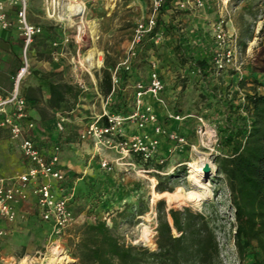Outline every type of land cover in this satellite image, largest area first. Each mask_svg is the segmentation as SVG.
<instances>
[{
    "label": "rangeland",
    "instance_id": "1",
    "mask_svg": "<svg viewBox=\"0 0 264 264\" xmlns=\"http://www.w3.org/2000/svg\"><path fill=\"white\" fill-rule=\"evenodd\" d=\"M63 1L66 4L68 0ZM82 1L85 5V24L80 21L81 18L78 16H73L72 20L66 18L59 24L64 34L69 37L68 46L73 54H75L77 46H80L79 56L75 57L77 72L80 69L78 62H82L90 48L100 52L99 57L102 63L98 67L95 66V69L90 70V73L81 69L84 82L89 88L88 80L90 79L88 76L90 74L96 77V74H100L105 62L111 66L125 56L135 24L138 21H144L151 12V0ZM205 1L204 8L189 10L175 9L169 2L167 7L159 10L157 15L164 27L170 26L171 33L167 34L168 39L155 47L147 34L143 41L145 53L139 52L131 59L132 76L145 78L148 73L147 58L150 51L154 50L159 59L161 76L167 84V89L162 93L163 97L174 110L185 115L189 114L181 121L163 120V123L184 135L186 145L177 148L161 165L145 163L136 158L134 154L122 155L113 150H104L102 157L110 162L112 168L103 170L96 162L89 171V177L83 179L81 185L76 186V198L71 201V208L77 215V220L63 236L61 243L68 257L61 264H70L75 261L71 257L72 248L69 243L82 222L95 219L105 220L108 225L114 222L113 232L120 241L132 244L142 243L150 249H154L155 207L160 199L164 200L167 207L188 206L193 210L203 211L219 242V257L214 264H252V255L245 259L239 258L233 244L232 216L225 204V189L219 181L213 162L218 153L216 128L220 108H217L218 104L215 99L206 97L205 88H215L221 97L229 96L231 91L238 90L237 97L242 98L244 90L238 87L239 80H247L245 89H249L254 79L264 81V36L259 35L262 23L259 17L262 0H236L226 17L225 27L236 35L240 48L237 60L240 64L239 72L236 73L234 69L227 67L215 74L214 77L201 79L194 71L187 69L184 72V68L181 67L180 62L173 54L175 41L172 37H174V33L181 34L184 40L190 32H195L199 36L202 33L204 36H211L209 21L203 25H200L199 22H202L203 12L207 8L211 7L214 10H218V8L212 0ZM31 2L36 4L38 0H31ZM63 11H65L64 7ZM44 16L47 18L46 15ZM92 23L98 24L95 35L90 32ZM179 28H182L181 32ZM162 29L164 30V28ZM204 36L201 38L205 39ZM28 58L30 60L29 51ZM21 61L22 53L19 66ZM63 62L67 67H73L72 63H67L66 57H63ZM16 70L11 73L10 77ZM181 74L184 76L181 77ZM132 83V79H128L121 88L116 90L120 93V105L125 114L133 105ZM90 90H87L88 94L81 102L83 106L78 107L76 113L78 116L86 115L85 112L88 110L97 112L100 102L94 99L93 90ZM260 90L264 89L260 88ZM173 95H176L174 102L171 99ZM91 103L94 104V109L87 107ZM196 115H201L204 121V129L200 133L196 132L198 125ZM85 120L88 119L86 117L82 119L83 122ZM11 143L5 142L4 145L0 143V155L6 154L5 159L0 157V174L2 175L11 176L22 171L18 146ZM167 145V140L163 139L161 141L163 152ZM94 159L96 160V158ZM200 159H205L210 166L200 172L197 181H194L189 176L188 163ZM65 172V186H73L72 180L79 174L72 170H65ZM158 176L161 177V184L169 190L159 192L155 189ZM177 188L182 193L200 189L209 190L210 194L194 204L182 196L179 199H171L166 192H174ZM139 209H142V214H137ZM28 210L32 212L31 205ZM119 211L125 212L126 216L119 217L117 215ZM2 224L4 229L1 239L3 261L6 264L15 261L17 264L25 257L28 264H36L34 261L37 252H44L48 246L49 234L43 222L38 218L27 216L13 224L7 222Z\"/></svg>",
    "mask_w": 264,
    "mask_h": 264
},
{
    "label": "built area",
    "instance_id": "2",
    "mask_svg": "<svg viewBox=\"0 0 264 264\" xmlns=\"http://www.w3.org/2000/svg\"><path fill=\"white\" fill-rule=\"evenodd\" d=\"M212 1L216 3L218 16L209 21L211 36L206 41L200 36H194L190 39V43L207 47L211 53L215 74L227 67L238 73L240 64L237 60L240 48L237 37L225 27L230 7L236 0ZM170 2L173 8L179 10L201 9L206 5L205 0H170ZM161 4L162 0H151V12L144 21L135 24L125 56L109 68L111 92L107 96H99L103 101L101 112L94 115L78 134L81 140H91L96 153L113 150L122 155L134 154L146 163L161 165L171 153L187 143L184 135L163 123V120L181 121L189 114L185 115L174 110L163 97L162 93L167 89V84L161 76L159 59L154 50L150 51L147 58V76L137 77L132 83L131 111L122 114L110 111L107 107L112 99V93L119 88V73L130 71L131 59L139 52L145 53L143 44L145 36L149 34L150 41L155 47L168 39L163 29L157 26V15ZM63 7H65L63 0H45L43 14L59 24L67 18L59 19L57 16L59 10L63 12ZM8 29H15L21 38L22 61L11 77L10 87L0 89V127L6 129L9 138L17 144L26 162V169L11 176L0 175V221L11 223L23 219L25 213L18 212L17 206L32 195L35 199L36 213L48 224L49 234L46 250L37 252L34 263L48 264L53 249L62 250L66 254L61 242L66 230L76 222V215L71 208L75 188L65 186L66 172L60 166L59 145L55 144L49 155L39 147L33 135L36 122L29 117L26 100L22 95L23 81L31 72L28 51L34 38L42 31L40 24L32 23L28 18L27 0H0V30ZM68 41L69 37L66 36L64 42ZM52 45L56 47L58 43L53 42ZM79 51L80 46H77L75 54L69 58L75 67V57L79 56ZM78 65L80 70L83 69L88 73L95 69V66L88 69L82 62H78ZM183 68L186 72L187 66ZM182 76L184 75L181 74ZM77 85L81 91L89 89L82 80H79ZM95 92L98 94V90L95 89ZM171 99L174 102L176 95ZM195 118L198 121L196 132L200 133L204 129V121L201 115H196ZM56 128L58 131L64 129V117H58ZM163 139L168 143L164 152L161 147ZM99 167L110 170L112 165L105 157H100ZM3 235L4 229L0 227V238ZM66 256L68 257L67 254ZM64 260L65 258L61 263ZM28 263L24 257L17 264ZM0 264H6L1 255ZM10 264H15V261Z\"/></svg>",
    "mask_w": 264,
    "mask_h": 264
},
{
    "label": "trees",
    "instance_id": "3",
    "mask_svg": "<svg viewBox=\"0 0 264 264\" xmlns=\"http://www.w3.org/2000/svg\"><path fill=\"white\" fill-rule=\"evenodd\" d=\"M170 0H162L160 11ZM261 27L259 35L264 36V0L259 14ZM157 26L171 33L169 25L157 18ZM180 31V28H179ZM181 32V31H180ZM175 41L173 54L181 67L196 72L201 79L214 77L211 53L206 46L190 43L199 36L190 32L183 40L181 34H173ZM113 66V65H111ZM105 62L98 79V91L107 96L111 92L110 70ZM137 77L132 71L119 73V87L125 81ZM249 89L246 79L238 82L243 89L242 98L238 90L229 96L221 97L215 88H205L206 97L217 101L218 125L216 128V147L218 153L213 162L215 172L224 187L225 204L232 216V240L239 258L252 255V264H264V81L252 80ZM48 107H59L68 99L76 101L80 93L78 86L62 80L50 81ZM119 89V88H118ZM31 91V93H30ZM25 99L31 101L42 118L44 108L34 101V89L22 91ZM120 93L114 91L108 102L110 111L125 114L121 109ZM126 111L127 113L130 112ZM140 160L138 156H136ZM146 163V162H145ZM155 185L159 192L169 190L161 183ZM74 198L76 194L74 193ZM155 248L150 249L142 243L132 244L120 241L113 232V225L105 220L95 219L82 222L69 245L72 248L70 264H214L219 257V242L203 211L188 206L167 207L163 199L156 203ZM137 214H142V209ZM125 217V212H117ZM114 221V220H113Z\"/></svg>",
    "mask_w": 264,
    "mask_h": 264
},
{
    "label": "crops",
    "instance_id": "4",
    "mask_svg": "<svg viewBox=\"0 0 264 264\" xmlns=\"http://www.w3.org/2000/svg\"><path fill=\"white\" fill-rule=\"evenodd\" d=\"M28 18L32 23L40 24L42 31L39 35L34 38L33 43L29 48L31 72L23 81L22 91L34 89L35 99L34 101L40 108H44L46 116L40 117L37 113L33 103L27 99V113L30 118L35 120L36 127L34 130V137L42 149V151L49 155L55 144L59 145L60 148V166L65 170H72L77 172L79 175L72 180V184L75 188L74 193L76 194V186L83 183V179L88 178L89 171H91L93 164L97 162L99 165V158L103 156V151L96 153L92 145L91 140H81L78 137L79 132L90 122L94 115L101 112L103 101L100 99V93L96 94L95 89L98 90V79L95 75L90 74L88 78L89 89L94 93V99L100 102L97 106V112L88 110L85 112L86 115L78 116L76 113L79 106H83L87 96V90L81 91L77 96L75 102L72 99H68L66 103L61 104L59 107H48L47 99L49 97V80L54 82L62 80L78 86L77 82L84 79L82 77V70L79 69L77 72L75 66L67 67L63 62V57H66L67 63L70 62V56L73 54L69 49V41L64 42L66 35L60 28V24L45 18L43 15L44 0H38V3L33 4L31 0L28 2ZM202 22L200 25L206 24L208 21L218 16V10H214L209 7L203 12ZM205 20V21H204ZM201 36H204L203 33ZM200 36V37H201ZM206 37V38H205ZM208 40V36H204ZM57 42L58 46H53L52 43ZM21 55V38L15 29L0 30V89L9 88L11 84V73L19 68V59ZM56 56V57H55ZM68 56V57H67ZM85 83V82H84ZM31 93V91H30ZM101 97H104L101 95ZM87 107L94 109V104L91 103ZM91 114V115H90ZM64 117V129L58 131L56 128V122L58 117ZM86 117L85 122L82 121ZM16 144L9 138L8 132L4 128H0V143ZM22 171L26 169V162L23 160L20 151H18ZM5 155H0L1 159H5ZM96 158V160L94 159ZM21 171V172H22ZM2 175V174H0ZM10 176V175H2ZM86 181V180H85ZM32 206V212L28 210L29 206ZM18 212L25 213V217L38 218L43 222L37 215L35 199L31 195L27 200L20 203L17 206ZM77 218V215H76ZM77 220V219H76ZM21 221L17 219L10 224ZM5 221H0V227H3ZM8 223V222H7ZM48 230V224L43 222ZM0 238V255H1V239ZM3 258V257H2Z\"/></svg>",
    "mask_w": 264,
    "mask_h": 264
},
{
    "label": "bare ground",
    "instance_id": "5",
    "mask_svg": "<svg viewBox=\"0 0 264 264\" xmlns=\"http://www.w3.org/2000/svg\"><path fill=\"white\" fill-rule=\"evenodd\" d=\"M65 11L61 12V10L58 11V18L64 19V17H67L72 20V16H78L81 18V22L85 24V5L82 0H68L64 7ZM87 22V21H86ZM92 22V21H91ZM97 25L96 23L90 24V32L92 35H95L97 33ZM100 52L95 50L94 48H90L85 56L82 59V62L86 65L87 68H91L93 66H97L101 62V58L99 57ZM98 55V56H97ZM210 164L204 159V160H193L189 161L188 163V172L190 173V177L197 181L199 173L208 169ZM179 188V187H178ZM177 188L174 192H166L168 196L172 199H179L180 196L187 199L188 201H192L194 204L198 203L202 198L208 196L210 194L209 190H191L187 192H180ZM179 192V193H178ZM66 254L62 250L53 249V255L49 259L48 264H60L64 258H66Z\"/></svg>",
    "mask_w": 264,
    "mask_h": 264
}]
</instances>
